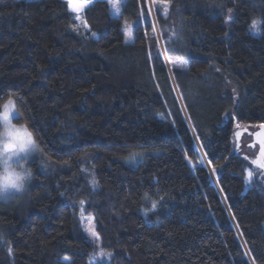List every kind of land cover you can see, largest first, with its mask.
<instances>
[{"label": "trees", "instance_id": "trees-1", "mask_svg": "<svg viewBox=\"0 0 264 264\" xmlns=\"http://www.w3.org/2000/svg\"><path fill=\"white\" fill-rule=\"evenodd\" d=\"M80 16L0 0V108L40 144L26 191L0 200V264H87L79 215L107 264H264V178L233 152L264 126L249 33L264 0H124L118 17L94 0Z\"/></svg>", "mask_w": 264, "mask_h": 264}, {"label": "clouds", "instance_id": "clouds-1", "mask_svg": "<svg viewBox=\"0 0 264 264\" xmlns=\"http://www.w3.org/2000/svg\"><path fill=\"white\" fill-rule=\"evenodd\" d=\"M28 133H32L31 142ZM39 151L31 128H22L12 115L7 121L0 117V200L26 191L34 178L30 161Z\"/></svg>", "mask_w": 264, "mask_h": 264}, {"label": "rangeland", "instance_id": "rangeland-1", "mask_svg": "<svg viewBox=\"0 0 264 264\" xmlns=\"http://www.w3.org/2000/svg\"><path fill=\"white\" fill-rule=\"evenodd\" d=\"M91 2L92 1H89L88 3L84 4L83 1H80V0H68V1H66L68 10L70 12L76 14L78 17L77 18V21H78L77 27L78 28H82V26H84V25H82L80 14L82 13V11L87 6H89L91 4ZM123 2H124V0H118L117 6L119 7V12L117 13V11L113 7L112 3H109V1H108L109 10H110L112 17H118V15L120 13V7L123 4ZM70 4H71V7H70ZM74 8H78L79 11H74L73 10ZM134 26H135L134 22H123V24H122V32H123L124 42L126 44H131L133 42ZM249 33H250V35H252L254 37H259V35L253 34L252 26H250V28H249ZM6 112L11 113L13 119L16 117L14 102L11 99L7 100L1 106L0 117H3ZM21 127L23 128V126H21ZM251 134L252 133H249V132L248 133H245V132L236 133L234 135V138H233V152L235 154L241 156L244 160H246L249 163V165L251 167H253V169L256 170L257 174H253V172H251L252 173L251 177H256L257 175H260L261 178H264V168H261V167L255 168V167H257V164L253 163V161L257 160L258 157H260V155L258 154V148L255 146L256 139H254ZM38 155H39V152L32 157L31 161L33 159L37 158ZM31 161H30V163H31ZM139 161H140V155H137L135 157V159H129L128 158L125 163L127 165L134 166ZM36 166H39V164L37 163ZM248 176H249V174H248ZM251 177H249V178H251ZM13 195H16V194H10L6 199H8L9 197H11ZM6 199H4V200H6ZM79 220L81 222V226H82L84 234L86 235V237L92 243V245L95 247V250H96V254L89 259L87 264H107L110 256L108 255V253H106L100 249V242H99V238H98L97 234L95 237H93L91 235V230L94 229V231H95L93 217H87V216L85 217V216L79 215ZM63 262L65 264H68L69 259L64 258Z\"/></svg>", "mask_w": 264, "mask_h": 264}, {"label": "snow or ice", "instance_id": "snow-or-ice-1", "mask_svg": "<svg viewBox=\"0 0 264 264\" xmlns=\"http://www.w3.org/2000/svg\"><path fill=\"white\" fill-rule=\"evenodd\" d=\"M89 0H83V3L86 4L88 3ZM109 3H112L113 7L116 9L117 13L119 12V7L117 6L118 4V0H109ZM70 7H71V4H70ZM74 11H79L78 8H74L73 9ZM164 14H165V17H167V7L165 6L164 8ZM85 27H87V25H85ZM75 30V29H74ZM252 32L254 35H261V34H264L262 33L260 27H259V24L257 22H253L252 24ZM180 64H182L184 67H186V64H184L182 61L178 62ZM11 113L9 112H6L3 116V118L7 121L10 117ZM18 115V113H17ZM19 131V130H18ZM25 131H27V129L25 128ZM31 135L32 133H28V136H29V142H31ZM259 136V134H258ZM139 155L138 153H133L129 159H135V157ZM254 164H257V166L261 167V168H264V141H261V154H260V157H258L257 160L253 161ZM252 173L249 172V177H251ZM91 235L93 237L96 236V233L94 231V229L91 230Z\"/></svg>", "mask_w": 264, "mask_h": 264}, {"label": "water", "instance_id": "water-1", "mask_svg": "<svg viewBox=\"0 0 264 264\" xmlns=\"http://www.w3.org/2000/svg\"><path fill=\"white\" fill-rule=\"evenodd\" d=\"M61 1L66 2V1H68V0H61ZM80 1H83V0H80ZM89 1H94V0H89ZM95 1L107 2V1H109V0H95ZM149 8H150V11H151V14H152V17H153V13H152V8H151V4H150V2H149ZM153 19H154V18H153ZM158 41H159V43H160L159 37H158ZM160 48H161V51H162L163 56L165 57L164 52H163V49H162V47H161V43H160ZM165 62H166V60H165ZM235 129H237V126H235ZM263 131H264V126L261 127V128L259 129V131H257V132L255 133V135H258V134L260 135V134H262ZM256 144L258 145V154L260 155V154H261V147H260L261 143L257 140V141H256Z\"/></svg>", "mask_w": 264, "mask_h": 264}, {"label": "flooded vegetation", "instance_id": "flooded-vegetation-1", "mask_svg": "<svg viewBox=\"0 0 264 264\" xmlns=\"http://www.w3.org/2000/svg\"><path fill=\"white\" fill-rule=\"evenodd\" d=\"M253 137L256 139V141L258 140L261 143V141H264V131L259 136L254 135ZM260 147H261V145H260Z\"/></svg>", "mask_w": 264, "mask_h": 264}]
</instances>
